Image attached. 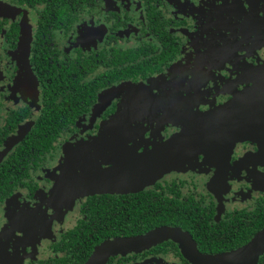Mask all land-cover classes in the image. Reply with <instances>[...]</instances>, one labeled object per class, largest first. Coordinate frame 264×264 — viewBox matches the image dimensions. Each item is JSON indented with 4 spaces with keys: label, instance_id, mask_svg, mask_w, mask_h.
Listing matches in <instances>:
<instances>
[{
    "label": "flooded vegetation",
    "instance_id": "obj_1",
    "mask_svg": "<svg viewBox=\"0 0 264 264\" xmlns=\"http://www.w3.org/2000/svg\"><path fill=\"white\" fill-rule=\"evenodd\" d=\"M81 138L116 164L62 178ZM16 217L0 264L163 227L107 264H264V0H0V233Z\"/></svg>",
    "mask_w": 264,
    "mask_h": 264
},
{
    "label": "water",
    "instance_id": "obj_2",
    "mask_svg": "<svg viewBox=\"0 0 264 264\" xmlns=\"http://www.w3.org/2000/svg\"><path fill=\"white\" fill-rule=\"evenodd\" d=\"M187 131L195 132L196 125L194 127L193 125H187V128L184 130V132ZM146 157L147 156L144 155L143 159L138 163V166L140 167L143 176L137 178L136 179L137 182H143L144 180L148 181L149 177L151 176L149 170L147 169ZM155 171L156 169L154 170L153 174L155 173ZM82 175L83 174H81V176L76 177L77 180L81 181L79 185L72 186L71 184H68L67 180L64 181L62 185L59 186L58 195L60 197H67L68 195L66 194V192L68 191V189L71 190L72 187L74 193L69 196H72L73 198L87 191L88 190L87 185L84 184L86 177L84 176L82 177ZM179 235H181L179 229L171 228V227H163L143 235L110 238L105 242L101 243L99 246H97L96 249L91 254V256L84 264H107L109 258L112 256L118 254H126L132 251H138L140 249L150 247L152 244L160 242L168 237L178 238ZM185 245L186 247H189L188 244H186V242ZM192 254L194 255L195 252L192 251ZM240 254H242V252ZM232 259H234V261H236L239 264L243 263V259L241 255L234 254L232 255ZM216 260H217L216 258L203 257L197 253V257L195 258L194 262L211 264Z\"/></svg>",
    "mask_w": 264,
    "mask_h": 264
},
{
    "label": "rangeland",
    "instance_id": "obj_3",
    "mask_svg": "<svg viewBox=\"0 0 264 264\" xmlns=\"http://www.w3.org/2000/svg\"><path fill=\"white\" fill-rule=\"evenodd\" d=\"M135 89H131L129 91H134ZM97 139L96 138H91L89 140H84L81 138V140L78 142L79 144H76L75 147H73L68 153H66L65 157L62 160L61 164V176L62 178H65L66 176L70 175V172H75L78 171L79 169L83 170V167L88 164H93V165H99V164H105L107 162H110L112 164H116V162H113L112 160H108L107 158H97L96 162H92L91 159L94 157V154H91L90 149L94 147V144L96 143ZM92 143V145L88 146L87 144ZM93 156V157H92ZM92 157V158H91ZM71 161V163H70ZM13 221V224H11L10 228L6 229L5 231L0 233V246L1 245H7V246H14V249H16L15 244L10 243V238L13 237L11 230L15 231V224L22 225V220L20 217H16L11 219ZM36 224H34L33 227V222H30L31 226L25 224L26 227L31 228V234H34L35 236L39 232V227L36 229ZM38 225V224H37ZM39 226V225H38ZM29 239L30 242H34L35 239L32 238H27Z\"/></svg>",
    "mask_w": 264,
    "mask_h": 264
}]
</instances>
